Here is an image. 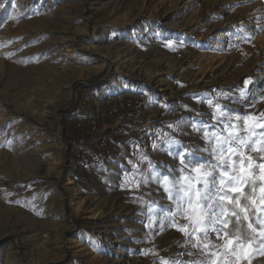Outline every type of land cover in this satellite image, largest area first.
I'll list each match as a JSON object with an SVG mask.
<instances>
[{
	"label": "rangeland",
	"instance_id": "374dc122",
	"mask_svg": "<svg viewBox=\"0 0 264 264\" xmlns=\"http://www.w3.org/2000/svg\"><path fill=\"white\" fill-rule=\"evenodd\" d=\"M0 3V264L201 259L155 174L189 147V171L212 159L217 103L233 124L264 113V0Z\"/></svg>",
	"mask_w": 264,
	"mask_h": 264
},
{
	"label": "snow or ice",
	"instance_id": "6c2138e0",
	"mask_svg": "<svg viewBox=\"0 0 264 264\" xmlns=\"http://www.w3.org/2000/svg\"><path fill=\"white\" fill-rule=\"evenodd\" d=\"M215 107L216 118L224 124L227 134L221 137L204 132L209 146L203 151L212 159L189 171L185 157L195 155L189 147L175 153L182 165L178 169L180 176L171 172L155 174L176 206L177 212L169 215L178 213L189 221L191 227L186 224L179 230L189 237L186 244L197 249L201 257L173 264H252L255 257L264 255V113L259 117L237 116L240 123L233 124L226 105L223 111L219 103ZM173 145L182 142L166 135L160 145L153 147L172 154ZM148 227H153L151 221ZM213 236L215 239H210Z\"/></svg>",
	"mask_w": 264,
	"mask_h": 264
},
{
	"label": "trees",
	"instance_id": "16d2710c",
	"mask_svg": "<svg viewBox=\"0 0 264 264\" xmlns=\"http://www.w3.org/2000/svg\"><path fill=\"white\" fill-rule=\"evenodd\" d=\"M3 15V16H1ZM4 15L5 14H0V24H2L3 20L1 19H4ZM65 113H67V110L65 111ZM96 118V117H95ZM63 124H64V129H66V124H65V121L63 120ZM82 136L85 138V141L84 142H80V139L82 138ZM64 139L65 141L67 142L68 144V156L73 153V145H72V141H71V136L67 135L65 132H64ZM72 137H75V143L79 144L80 146V149L81 151H84L85 149H90V137H86V135H84V131L80 130L79 128H76L74 131H73V136ZM82 154V153H81ZM80 154V157L82 156Z\"/></svg>",
	"mask_w": 264,
	"mask_h": 264
},
{
	"label": "crops",
	"instance_id": "0c3cea01",
	"mask_svg": "<svg viewBox=\"0 0 264 264\" xmlns=\"http://www.w3.org/2000/svg\"><path fill=\"white\" fill-rule=\"evenodd\" d=\"M117 95H119V94H113L117 103H121L122 100L125 101V100H129L130 98H138L139 97V95L132 94L129 92H125L122 95H120L119 97H117Z\"/></svg>",
	"mask_w": 264,
	"mask_h": 264
},
{
	"label": "built area",
	"instance_id": "2783aa9c",
	"mask_svg": "<svg viewBox=\"0 0 264 264\" xmlns=\"http://www.w3.org/2000/svg\"><path fill=\"white\" fill-rule=\"evenodd\" d=\"M135 102H132L131 100H128L127 102H125V107H131V108H134L135 106L134 105H138V101L134 100ZM136 108V107H135ZM136 110V109H135ZM139 111V110H138ZM136 114L137 111H136ZM94 122V121H93ZM81 163H82V160H81Z\"/></svg>",
	"mask_w": 264,
	"mask_h": 264
}]
</instances>
